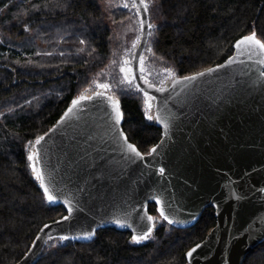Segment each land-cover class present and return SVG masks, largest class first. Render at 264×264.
<instances>
[{
    "label": "water",
    "instance_id": "obj_1",
    "mask_svg": "<svg viewBox=\"0 0 264 264\" xmlns=\"http://www.w3.org/2000/svg\"><path fill=\"white\" fill-rule=\"evenodd\" d=\"M135 1L144 24L135 78L159 99L162 137L143 153L102 102L55 124L40 166L54 203L67 214L46 223L15 264H36L51 236L87 241L103 228L141 236L152 225L150 203L176 226L193 225L206 207L215 209L216 225L188 250V264H243L264 240V50L250 43L237 48L240 38L224 62L157 91L139 71L150 19L144 2Z\"/></svg>",
    "mask_w": 264,
    "mask_h": 264
},
{
    "label": "trees",
    "instance_id": "obj_2",
    "mask_svg": "<svg viewBox=\"0 0 264 264\" xmlns=\"http://www.w3.org/2000/svg\"><path fill=\"white\" fill-rule=\"evenodd\" d=\"M153 4L152 11L147 9L150 24L156 22L152 51L178 77L224 62L240 38L255 33L264 41V0ZM112 37L100 0H0V264L20 261L40 229L67 214L63 205L48 200L33 176L28 146L47 136L73 97L108 63ZM44 46L54 51L37 54ZM119 99L125 133L148 153L162 128L146 118L140 95L122 93ZM149 212L159 215L155 203ZM216 222L215 209L206 207L190 226L164 219L145 242H136L130 232L103 228L87 241L46 245L36 264H188V250ZM243 264H264V240Z\"/></svg>",
    "mask_w": 264,
    "mask_h": 264
},
{
    "label": "rangeland",
    "instance_id": "obj_3",
    "mask_svg": "<svg viewBox=\"0 0 264 264\" xmlns=\"http://www.w3.org/2000/svg\"><path fill=\"white\" fill-rule=\"evenodd\" d=\"M103 5L110 24L113 30L111 55L108 63L99 68L91 78V82L88 86H85L81 91L73 97L68 109L64 112L63 118L74 111L76 108L86 105H92L102 102L106 107L117 115V110L114 102L118 104L120 110L119 96L122 93H134L142 97L144 101L145 116L150 121L157 122V115L159 109V99L156 95L148 93L145 95V91H141L140 87L137 88V81L134 71V58L135 54L141 44L143 37V16L138 3L135 0H100ZM146 2V1H145ZM148 10L154 6L153 0H147ZM128 6L125 7L124 5ZM156 22H151L149 39L145 50L143 51L140 62L139 71L141 78L146 86L155 89L160 92H168V90L174 85L178 79L176 69L155 56L151 48V40L155 32ZM28 29L30 26L27 27ZM44 50H37V54H49L53 52L49 49V46H44ZM51 51V52H50ZM26 56L28 54H25ZM30 55V54H29ZM143 60V64H141ZM127 61V63H125ZM124 69V71H122ZM127 77V78H126ZM147 81V82H146ZM109 85L108 88H101L99 85ZM151 85V86H150ZM97 92H102L103 96H97ZM82 96H88V99H80ZM149 97H154V100L149 101ZM79 100L78 104H73V101ZM151 103V108H149ZM149 117H152L151 119ZM40 143H37V140ZM31 141L28 146V153L31 156L36 153L33 160H30V166L33 176L36 178L37 173L33 171V163L37 170L41 172L40 166V152L41 148L46 144V136L43 135ZM37 179V178H36ZM38 180V179H37ZM41 184V181L38 180ZM164 218L159 214L157 217H153L152 225L146 232L148 234L147 239L136 240V242H145L152 238L154 230ZM134 236L135 237H142ZM67 240L61 239V237H52L48 240L47 245H57Z\"/></svg>",
    "mask_w": 264,
    "mask_h": 264
},
{
    "label": "snow or ice",
    "instance_id": "obj_4",
    "mask_svg": "<svg viewBox=\"0 0 264 264\" xmlns=\"http://www.w3.org/2000/svg\"><path fill=\"white\" fill-rule=\"evenodd\" d=\"M142 2H144V0H142ZM124 6L127 7L128 5L125 4ZM147 7H148V4L146 2H144V8L147 9ZM245 43L255 44L259 49L264 50V41H261L260 39H258L255 33H253L251 36L243 37L240 41L237 42L236 47L239 48L241 44H245ZM125 63H127V61ZM141 64H143V60H141ZM122 71H124V69H122ZM99 87L106 89L109 87V85L101 84V85H99ZM137 88H139V85H137ZM140 90L143 91V89H140ZM96 95L97 96H103V93L97 92ZM145 95L147 96L148 93L145 92ZM88 98H89L88 96H82L80 99H88ZM154 99H155L154 97H149V101L154 100ZM78 103H79V100L73 101L74 105L78 104ZM114 104L116 106L117 116L122 117V113H120V111H119L118 104H116L115 102H114ZM151 106H152L151 103H149V108H151ZM149 118L151 119L152 117H149ZM42 139H43V137H41L39 140H37V143H40V140H42ZM129 147L132 148L133 151H136L134 145H129ZM153 151H155V149H153ZM137 154L139 155V153H137ZM35 156H36V153H33L31 156L28 157V159L34 161ZM33 171L37 173L36 178L41 181L42 185H44L43 174H42V172H40L39 170L36 169L34 163H33ZM161 172H163V169H161ZM44 192L47 194L48 200L50 202L56 201L57 198L49 191V188L47 187V185H44ZM161 214L163 215V209H161ZM164 219L167 220L168 217L165 215ZM45 227H47V225ZM90 236H91V233L88 234V237H90ZM147 238H148V234L145 233L144 236L135 237L134 239L141 240V239H147ZM61 239L67 240V239H69V237L64 236V237H61ZM188 255L191 256V253H189Z\"/></svg>",
    "mask_w": 264,
    "mask_h": 264
}]
</instances>
